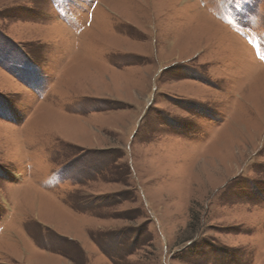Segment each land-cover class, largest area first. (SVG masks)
<instances>
[{"label":"rangeland","instance_id":"obj_1","mask_svg":"<svg viewBox=\"0 0 264 264\" xmlns=\"http://www.w3.org/2000/svg\"><path fill=\"white\" fill-rule=\"evenodd\" d=\"M0 264H264V0H0Z\"/></svg>","mask_w":264,"mask_h":264}]
</instances>
